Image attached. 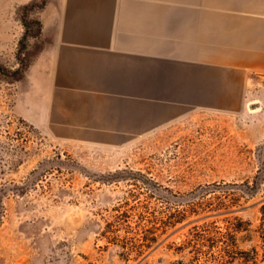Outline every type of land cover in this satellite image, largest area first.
Returning <instances> with one entry per match:
<instances>
[{"label":"rangeland","instance_id":"obj_1","mask_svg":"<svg viewBox=\"0 0 264 264\" xmlns=\"http://www.w3.org/2000/svg\"><path fill=\"white\" fill-rule=\"evenodd\" d=\"M66 13V0H0V264L188 262L169 246L190 226L138 255L139 213L264 175V74L238 76L218 98L114 97L147 104L154 121L94 140L59 119L68 107L58 91H78L53 66ZM263 200L264 184L234 215L257 225Z\"/></svg>","mask_w":264,"mask_h":264},{"label":"crops","instance_id":"obj_2","mask_svg":"<svg viewBox=\"0 0 264 264\" xmlns=\"http://www.w3.org/2000/svg\"><path fill=\"white\" fill-rule=\"evenodd\" d=\"M66 12L53 66L78 88L72 111L85 107L94 140L154 121L147 104L114 97L218 98L238 76L264 74V0H66Z\"/></svg>","mask_w":264,"mask_h":264},{"label":"trees","instance_id":"obj_3","mask_svg":"<svg viewBox=\"0 0 264 264\" xmlns=\"http://www.w3.org/2000/svg\"><path fill=\"white\" fill-rule=\"evenodd\" d=\"M263 184L264 175L259 173L252 182L232 184V191L212 192L207 196L206 193H193L187 198L173 199L175 206L168 203L169 206L161 210L147 208L139 213L136 232L139 234L143 230L145 234L137 241V254L141 255L158 244L160 234L190 226L186 238L179 245L169 246L178 254L190 255L188 262L180 260L177 264H264V200L259 208L257 225L250 219L234 215L237 210H232L237 205L242 207V198L248 201L255 197ZM210 195H213L212 199L207 198ZM219 216L223 217L199 223ZM192 217L198 218L190 220ZM143 221L149 224L141 226Z\"/></svg>","mask_w":264,"mask_h":264},{"label":"bare ground","instance_id":"obj_4","mask_svg":"<svg viewBox=\"0 0 264 264\" xmlns=\"http://www.w3.org/2000/svg\"><path fill=\"white\" fill-rule=\"evenodd\" d=\"M57 77H58L57 81L59 83L66 85V86L73 85V82H71V80H68L66 71H62L60 72V74L57 73ZM72 94H73V91H69V90H61V91H58V93L56 94L58 98L70 109V113L66 112V114L61 115L59 119L61 122L67 125L66 128L68 131L70 132L81 131L83 135H88L92 132L89 130V123L87 119L88 114L86 111H83V109L85 108L83 106H80V108L82 109V111L80 112L72 111V107H71L72 101H73L71 97ZM96 132L105 134V132L103 131H96Z\"/></svg>","mask_w":264,"mask_h":264}]
</instances>
